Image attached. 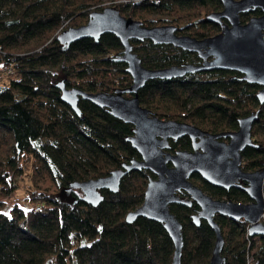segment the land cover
Wrapping results in <instances>:
<instances>
[{
	"label": "trees",
	"instance_id": "trees-1",
	"mask_svg": "<svg viewBox=\"0 0 264 264\" xmlns=\"http://www.w3.org/2000/svg\"><path fill=\"white\" fill-rule=\"evenodd\" d=\"M111 6L146 26L173 25L177 34L213 36L222 26L206 17L220 0H0V73L13 74L0 86V264H170L173 245L161 223L125 215L143 200L141 169L126 174L116 191L101 190L92 206L76 184L105 176L139 158L129 143L132 126L105 108L79 99L77 114L61 101L58 83L88 92H113L131 83L118 60L120 41L110 33L62 45L58 32L87 22L93 10ZM259 9L240 14L244 23ZM143 66L162 68L199 63L195 53L149 40H131ZM9 70H3L2 68ZM241 74L207 70L171 79H151L138 91L140 104L161 119L190 123L218 133L237 129L239 118L257 112L251 129L255 146L242 153V169L264 167V103L259 86ZM187 136L169 141V151L190 150ZM28 164L33 189L23 207L11 200ZM191 182L214 199L247 203L241 188ZM264 196V181H263ZM67 193L71 201L62 198ZM183 196H186L183 194ZM198 206L170 204L182 226L181 264L208 263L215 235L205 220L194 225ZM224 240L225 264H264V235L250 236L248 223L215 215Z\"/></svg>",
	"mask_w": 264,
	"mask_h": 264
},
{
	"label": "water",
	"instance_id": "water-1",
	"mask_svg": "<svg viewBox=\"0 0 264 264\" xmlns=\"http://www.w3.org/2000/svg\"><path fill=\"white\" fill-rule=\"evenodd\" d=\"M220 3L221 9L206 17L209 22L222 26L220 32L200 39L177 34L173 25H143L139 20L124 17L111 6L93 10L86 23L68 27L56 35V40L66 46L83 38L97 41L106 33L113 34L121 43L122 53L118 60L125 64V72L131 78L128 87L113 92H88L67 88L62 83L57 86L61 101L77 114V103L82 99L130 124L133 134L129 143L139 158L130 159L105 176L80 181L76 186L83 201L96 206L102 201L101 190L116 191L129 172L141 169L150 172L153 177L147 181L142 203L125 215V222L132 224L138 218H146L161 223L173 245L170 264H181L183 247L182 226L169 211L170 204L194 202L198 206L197 213L192 216L193 224L197 226L200 220H205L215 235L207 264H225L224 240L215 215L243 220L249 225L250 236L264 235V222L260 221L264 212V167L244 170L241 166L242 151L255 146L251 129L257 112L239 118L236 130L212 133L190 123L161 119L142 106L138 97V91L151 79L226 70L241 74L240 79L248 84L259 86L256 98L259 104L264 103V0H220ZM254 9H259L261 14L241 23L240 14ZM131 40L172 45L195 53L200 62L148 68L133 51ZM184 136L190 140V150L170 152L169 141ZM193 174L225 190L241 188L249 201L214 199L191 182Z\"/></svg>",
	"mask_w": 264,
	"mask_h": 264
},
{
	"label": "rangeland",
	"instance_id": "rangeland-1",
	"mask_svg": "<svg viewBox=\"0 0 264 264\" xmlns=\"http://www.w3.org/2000/svg\"><path fill=\"white\" fill-rule=\"evenodd\" d=\"M158 26H161V25H158ZM181 35H186V34H181ZM14 76H15L14 73L13 74L0 73V86L6 84L8 80ZM32 189H33V185L30 180V170L28 168V164H26V166L23 168V173L18 178V181L16 183V187L14 188L11 200H15L17 203H19L23 207H28L29 203L26 201L25 197L27 196V194H29V192ZM62 198L68 201L72 200V197L69 196L67 193H64L62 195ZM260 221L264 222V212H263V217L260 219ZM201 264H206V263L202 261Z\"/></svg>",
	"mask_w": 264,
	"mask_h": 264
},
{
	"label": "built area",
	"instance_id": "built-area-1",
	"mask_svg": "<svg viewBox=\"0 0 264 264\" xmlns=\"http://www.w3.org/2000/svg\"><path fill=\"white\" fill-rule=\"evenodd\" d=\"M2 69H3V70H9V69H8V68H6V67H5V68H2ZM262 217H263V216H262Z\"/></svg>",
	"mask_w": 264,
	"mask_h": 264
},
{
	"label": "flooded vegetation",
	"instance_id": "flooded-vegetation-1",
	"mask_svg": "<svg viewBox=\"0 0 264 264\" xmlns=\"http://www.w3.org/2000/svg\"><path fill=\"white\" fill-rule=\"evenodd\" d=\"M183 196V195H182Z\"/></svg>",
	"mask_w": 264,
	"mask_h": 264
}]
</instances>
